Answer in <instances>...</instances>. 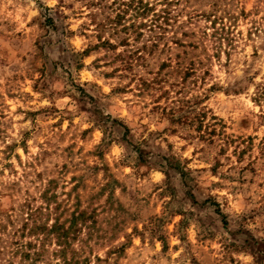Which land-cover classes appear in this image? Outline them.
Here are the masks:
<instances>
[{"label":"rangeland","instance_id":"374dc122","mask_svg":"<svg viewBox=\"0 0 264 264\" xmlns=\"http://www.w3.org/2000/svg\"><path fill=\"white\" fill-rule=\"evenodd\" d=\"M47 188L88 264H264V0H0L1 264Z\"/></svg>","mask_w":264,"mask_h":264},{"label":"trees","instance_id":"16d2710c","mask_svg":"<svg viewBox=\"0 0 264 264\" xmlns=\"http://www.w3.org/2000/svg\"><path fill=\"white\" fill-rule=\"evenodd\" d=\"M49 192L50 188H47L42 194L46 202L45 206L39 205L34 207L31 200L23 204V207H26L28 211L27 215L24 216L23 224L19 228L21 236L28 233L34 237V241L30 240L26 243L20 241L16 249H14V253L20 251L24 259H30L34 254L39 256L46 251L48 241L55 240V243L58 245L56 252L61 256L62 264H81L82 262L88 264L87 258L80 261L76 257L77 250L73 247V241L82 238L83 233L89 235L93 233L94 223H96L93 212L77 206L70 213L69 217L62 219L61 214L56 213L58 212L60 203L56 200V195ZM53 201L56 205H52ZM52 215L53 218H51ZM2 227L6 228L3 224ZM0 231H2L1 227ZM0 239H2L1 235ZM31 249H34V251L32 252ZM4 251L5 247L0 243V258ZM70 251L73 253L72 257H68V252ZM8 264L15 263L10 261ZM30 264L34 263L30 262Z\"/></svg>","mask_w":264,"mask_h":264}]
</instances>
